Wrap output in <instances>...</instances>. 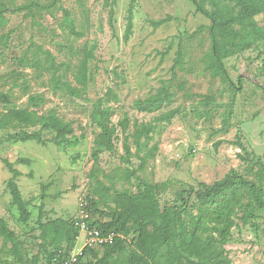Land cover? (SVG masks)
Listing matches in <instances>:
<instances>
[{"label": "rangeland", "instance_id": "obj_1", "mask_svg": "<svg viewBox=\"0 0 264 264\" xmlns=\"http://www.w3.org/2000/svg\"><path fill=\"white\" fill-rule=\"evenodd\" d=\"M0 1L8 8L3 12L7 24L0 27V35L8 34V42L5 45L0 42V91L10 96V103H0V115L11 108L30 107L29 97L41 95L44 101L30 108L39 113L55 111L72 126V132L63 138H56L53 131L43 130L41 136L45 143L20 141L14 137L16 132H31L39 126L0 129V158L8 159L21 172L17 183L22 197L29 203L30 216L24 222L17 207L10 203L6 181L11 173L1 160L0 214L22 240L17 250L23 260L37 254L39 264H46L52 251L51 243L63 236L60 223L70 222L77 216L79 199L92 193L97 187L96 180L108 188L98 201L102 214L93 215L94 219L102 221L112 217L114 208L120 213L126 208L118 200V192H137L140 179L157 184L160 215L168 218L175 208L182 207L178 191L190 187L198 189L200 183L211 184L231 168L257 181L256 171L248 169L251 163L242 159L245 153L237 140L249 154L259 156L264 162V40L224 60L236 84L232 90L219 77L213 78L202 71V56L209 40L206 28L199 32L197 29L201 24L207 25L209 20L197 13L189 0H136L133 34L127 42L123 41V32L129 0L116 1L112 29L103 0H84L83 7L76 0H61V5L71 10L77 29L83 32L79 38L60 27L58 6L25 14V10L13 11L14 6L33 0ZM48 1L37 0L41 4ZM167 15L173 19L158 27L149 22ZM256 19L264 25V14ZM236 27L243 28L239 24ZM191 33L193 37L188 36ZM179 35L188 49L184 69L178 72L177 83H181L182 88L175 86L173 101L160 111H137L133 107L134 100L153 93L160 80L170 77L169 68ZM93 41L97 42V48L95 59L89 63L90 80L79 96L53 89L48 71L36 70L22 61L31 43L41 45L54 55L60 80L69 81L77 61L73 48ZM238 77L241 78L240 88ZM110 87L117 96L109 102L113 116L107 130L113 137L112 150L101 145L107 142L105 135L91 124L89 116L95 100ZM206 96L211 100H205ZM171 109L175 110L171 119L157 121L151 139L141 141L139 154L145 156L143 166L140 167L131 138L133 154L129 163L125 162L119 121L126 115L130 123L128 131H132L133 122H153L160 113ZM225 117L229 122L226 130L222 129ZM154 145L157 149L151 151ZM97 146L103 149L98 166L92 169V152ZM18 158L29 161L22 163ZM132 170L135 173L130 177ZM262 185L264 191V181ZM194 202V197L188 199V205ZM241 213L237 211L232 219L231 236L224 245V264H264V208L256 210V218L247 223L241 221ZM84 236L80 231L74 247L83 244ZM61 244L66 246L63 240ZM127 250L137 260L144 258V250L139 245ZM106 256L101 249H94L79 264L88 261L99 264ZM4 257L13 260L11 254Z\"/></svg>", "mask_w": 264, "mask_h": 264}, {"label": "trees", "instance_id": "obj_2", "mask_svg": "<svg viewBox=\"0 0 264 264\" xmlns=\"http://www.w3.org/2000/svg\"><path fill=\"white\" fill-rule=\"evenodd\" d=\"M117 0H103V6L107 8L108 23L113 28L114 6ZM195 7L197 13L205 16L209 23L201 24L197 31L206 28L209 45L202 56V71L208 72L211 77H219L222 83H227L229 88L235 90L236 84L231 79L224 60L238 53L244 52L254 44L264 40V25L257 23L256 17L264 14V0H189ZM80 6H84V0H76ZM59 7L61 10L60 27L74 37L83 36V32L77 29L76 22L71 10L61 5V0H49L47 4H41L37 0L14 6L13 11H24L25 14L36 10H49L51 7ZM136 0H129L125 16V27L123 41L127 42L133 34V18ZM2 1H0V27L7 24L3 12L7 11ZM173 17L167 15L163 18L149 20L158 27ZM239 24L243 28H237ZM246 24L247 27L243 26ZM245 30L244 32L241 31ZM193 33L189 37H193ZM178 41L174 51L173 63L170 66V77L160 80L155 91L144 98H137L133 102V107L139 112L152 113L160 111L164 105L170 104L175 97V86L182 88L181 83H177L178 72L184 69L188 49L182 36H177ZM0 42L5 45L8 42V34L0 35ZM97 42L91 44L83 43L76 48V64L72 71V80L61 81L58 71V64L55 57L48 49L41 45L31 43L23 55V62L36 70H44L50 73V81L53 89H59L69 93L70 96H79L87 88L90 80L88 73L90 61L95 59ZM29 54H31L29 56ZM68 69H70L68 67ZM116 73L115 71H113ZM241 78L238 77V88H240ZM116 93L112 87L108 88L103 96L98 97L90 111V122L96 125L105 135L107 142L101 144L104 149L112 150L113 137L107 130L112 122L113 107L109 104L116 99ZM205 100H211L206 96ZM41 95L30 96L28 104L34 107L39 102H43ZM0 103H10L8 93L0 91ZM28 106L24 108H11L0 115V129L7 127L25 126L39 129L28 132L19 131L14 134L20 141L36 140L45 143L41 136L43 130H50L56 133V138H63L72 132L69 122H64L55 111L39 113ZM177 111V110H176ZM175 110H167L160 113L153 122H133L132 131H128L129 118L125 115L119 126L122 133V147L124 160L129 163L132 149L130 138L135 144V154L141 161L140 167L145 162V156H140L141 141L150 140L151 134L156 129L157 121H169ZM225 124L222 129L226 130L229 125L228 117L224 118ZM55 141V139L53 140ZM237 145L245 153L242 157L251 163L249 170L256 171L257 181L248 179L231 168L221 179L215 180L211 184L200 183L198 189L190 187L188 190L181 189L176 194L182 201L181 208H175L170 218L160 215L161 207L158 199L157 184L140 179V187L137 192H118V200L126 206L120 213L114 208L109 220H99L93 218L95 213L102 214L98 209V201L103 191L108 190L101 181L96 180L97 187L92 193L85 196L87 201L86 210L89 213L86 219L90 228H97L102 233L113 232L116 237L112 243H105L96 246H85L82 255L78 257L76 264L83 261L90 251L101 249L106 253V258L98 261L99 264H224L226 251L224 245L230 239L232 219L237 216V211H242L240 219L247 223L256 218V210L264 208V162L259 156L249 154L240 140ZM102 147V146H101ZM97 146L92 152L93 168L99 164V154L103 148ZM154 145L152 150H156ZM150 152V150H149ZM3 160L11 173L6 181V187L10 194V203L17 207L19 217L22 221H27L30 211L27 209L28 201L22 197L17 178L21 172L8 159ZM19 162L26 163V158H18ZM135 173L132 170L129 176ZM185 195V196H184ZM94 196H98L94 198ZM194 197L195 202L188 205V199ZM245 199V200H244ZM116 200V199H115ZM190 206V207H189ZM195 210V212H194ZM75 218V217H74ZM63 236L61 240L51 243L52 251L46 259V264H64L70 251L75 246L80 229L74 225V219L70 222H61ZM253 227H257L255 224ZM0 264H39V256L33 255L29 260H23L17 248L22 246V240L18 234L9 227L8 221L0 217ZM62 240L66 246L61 244ZM139 245L144 250V258L137 260L132 254H128V247ZM4 254H11L12 261H9ZM145 260V261H144ZM86 264H91L88 261Z\"/></svg>", "mask_w": 264, "mask_h": 264}, {"label": "built area", "instance_id": "obj_3", "mask_svg": "<svg viewBox=\"0 0 264 264\" xmlns=\"http://www.w3.org/2000/svg\"><path fill=\"white\" fill-rule=\"evenodd\" d=\"M87 201L84 197H81L78 202V211L77 216L74 218V225L77 226L80 231L85 233L84 242L79 247H74L66 257L64 264H76L78 257L82 255V250L85 246H96L102 245L105 243H112L116 237V234L113 232L102 233L97 228H90L87 224L86 219L89 216L88 211L86 210Z\"/></svg>", "mask_w": 264, "mask_h": 264}, {"label": "crops", "instance_id": "obj_4", "mask_svg": "<svg viewBox=\"0 0 264 264\" xmlns=\"http://www.w3.org/2000/svg\"><path fill=\"white\" fill-rule=\"evenodd\" d=\"M0 217H3L1 214H0ZM4 218V217H3ZM5 219V218H4Z\"/></svg>", "mask_w": 264, "mask_h": 264}]
</instances>
